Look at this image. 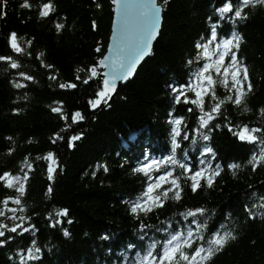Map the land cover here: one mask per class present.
Segmentation results:
<instances>
[{
    "label": "trees",
    "instance_id": "obj_1",
    "mask_svg": "<svg viewBox=\"0 0 264 264\" xmlns=\"http://www.w3.org/2000/svg\"><path fill=\"white\" fill-rule=\"evenodd\" d=\"M20 2L9 0L7 19L0 21V55L8 54L6 36L10 31H16L23 38L22 44L31 40L30 48L27 44L24 46L32 53V58L16 59L22 64L19 71L32 75L37 82L25 89H15L12 83L18 73L6 71V65L0 64V171L11 170L14 174L21 168L27 171L23 163L26 156L33 164L34 172L30 173L23 206L25 215L32 218L30 223L36 225L39 233L36 237L30 234L16 237L15 242L0 249V264H20V255L27 254L31 238H35L42 249L43 264H105L108 242H102L99 237L115 233L119 245L127 242L133 232L135 223L127 215V206L120 202L121 198H134L142 191L141 178L131 174V167L145 148L166 143L165 120L170 99L166 85L173 79L184 81L186 59L194 51L193 44L211 9L208 0H170L167 5L158 0L165 11L160 34L153 45L154 54L147 57L134 78L119 89L111 109L94 114L88 110L87 101L94 94L95 84L91 87L80 84L76 90H61L57 85L77 82L76 69L91 65L99 58L95 52L98 42L105 52L113 12L111 0H99L102 5L99 9L93 0H54L57 15L67 17L66 27L60 34L52 22L37 18L36 6L40 0H31V12L20 9ZM94 20L98 25L95 31ZM238 30L244 38L240 54L248 65L253 93L248 99L250 112L241 114L240 110L230 108V115L235 123H264L258 115V110L264 107V8L251 10L250 18L240 24ZM40 52H44L45 61L53 65L51 71L40 67V61L34 58ZM53 74L58 76L56 83L48 79ZM219 91L223 95L224 90ZM56 102L63 103L65 113L80 110L86 120L62 132L65 139L52 144V135L65 126V122L50 111V107L60 106ZM184 115L190 114L185 112ZM81 131L83 139L69 148L68 137ZM131 136L134 141L129 139ZM6 137L13 139L9 141ZM213 144L217 160L225 169L231 161L242 165L238 179L226 170L222 178H218L216 190L205 189L195 195L189 190L184 204L218 209L221 218L231 212L232 222L239 227L238 239L216 256L213 264H264V221L246 220L243 212L244 204L259 203V198L264 197V167L253 172L247 164L252 146L240 144L226 130L214 134ZM11 149L15 151L9 156ZM49 152L55 154L59 164L51 201L44 195L49 184L48 162L37 159ZM126 158L131 164L122 169L120 165ZM103 163L110 172L104 174L101 170L94 179L91 172ZM5 195L14 193L0 187V199ZM61 208L69 209L74 221L72 225L66 222L63 225L70 231L68 239L59 230L47 227L49 221L45 219L48 215L55 219V212ZM180 210L183 208L170 205L165 215ZM120 251L119 247L113 248L112 259Z\"/></svg>",
    "mask_w": 264,
    "mask_h": 264
},
{
    "label": "snow or ice",
    "instance_id": "obj_2",
    "mask_svg": "<svg viewBox=\"0 0 264 264\" xmlns=\"http://www.w3.org/2000/svg\"><path fill=\"white\" fill-rule=\"evenodd\" d=\"M93 2L98 9L102 7L99 0ZM169 2L163 0V5ZM111 4L115 19L107 53L98 42L95 52L99 58L91 65L76 69L75 81L79 83L69 81L57 85L61 90H76L80 84L87 87L95 84L94 94L87 101L88 110L94 114L111 109L120 85L133 79L146 58L154 54L153 43L160 34L165 11L158 0H111ZM208 4L211 11L205 15L204 27L193 44L194 51L186 59L184 81L173 79L166 85V94L170 98L165 120L166 143L145 148L137 156L131 174L141 178L142 191L134 198L120 200L127 206V215L135 223L133 232L127 242L119 245L115 233L99 237L102 242H108L105 264H213L214 258L238 239L239 227L232 222L231 212L221 218L218 209L188 207L184 201L189 190L193 195L205 189L216 190L218 178H222L226 170L238 179L240 163L231 161L225 169L217 160L213 144L215 133L226 130L240 144L252 146L247 164L253 172L264 167V123H235L230 115V108L240 110L241 114L251 111L248 99L253 93V84L246 60L240 54L244 38L238 28L250 18L251 10L264 8V0H208ZM8 5L9 0H0V21L7 19ZM18 7L29 12L33 10L31 0H21ZM36 13L39 20L52 22L57 34L65 29L67 17L57 15L54 0H40ZM61 19L65 22H60ZM92 27L94 31L98 30L95 20ZM22 39L16 31L8 32V54L0 55V64L6 65L5 70L18 73L12 83L15 89H25L37 82L32 75L19 71L22 64L16 57L32 58V53L24 46L27 44L30 48L32 41L22 44ZM34 58L40 61V67L49 71L53 69V65L45 61L44 52ZM48 79L56 83L58 76L49 75ZM220 89L224 90L223 95ZM56 103L60 106L50 107V111L64 121L65 126L52 135V144L65 139L62 132H68L73 125L78 126L86 120L80 110L65 113L63 103ZM185 112L190 115H184ZM258 115L264 120V107L258 110ZM83 136L81 131L68 137L69 148ZM6 139L12 141L13 138ZM129 139L134 141L135 138L131 136ZM14 151L11 149L7 155L11 156ZM37 159L48 162L49 184L44 195L51 201L59 164L52 152ZM23 163L27 171L24 168L17 174L11 170L0 171V187L5 192L14 193L0 199V249L11 245L16 237L24 238L25 234L36 237L39 233L36 225L30 223L32 218L25 215L26 207L23 206L34 167L27 156ZM129 164L131 161L126 158L120 167L123 169ZM101 170L104 174L110 172L106 163L98 164L91 172L92 177L95 179ZM259 200V203L243 205L246 220L264 221V197ZM170 205L180 206L183 210L165 215ZM54 216L55 219L52 215L45 217L49 221L47 227L59 230L65 239L70 238L69 229L63 227L65 222L68 225L74 223L69 209L61 208ZM115 247L121 251L112 259ZM41 252L37 240L31 238L27 254L20 255V264H43Z\"/></svg>",
    "mask_w": 264,
    "mask_h": 264
},
{
    "label": "water",
    "instance_id": "obj_3",
    "mask_svg": "<svg viewBox=\"0 0 264 264\" xmlns=\"http://www.w3.org/2000/svg\"><path fill=\"white\" fill-rule=\"evenodd\" d=\"M115 19V14L113 13L112 14V20H111V27H110V34H109V39H108V43H107V46H106V51H105V54L107 53V48H108V46L112 43V30H113V20ZM158 38V37H157ZM157 40V39H156ZM156 41H154V43H155ZM154 43H153V45H154ZM139 69V68H138ZM132 80V79H131ZM130 80V81H131ZM129 81V82H130ZM128 83V82H127ZM125 85H120V87H119V89L121 88V87H124Z\"/></svg>",
    "mask_w": 264,
    "mask_h": 264
}]
</instances>
